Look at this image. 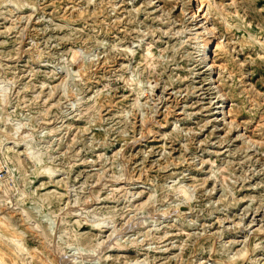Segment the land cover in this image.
<instances>
[{"label":"rangeland","instance_id":"obj_1","mask_svg":"<svg viewBox=\"0 0 264 264\" xmlns=\"http://www.w3.org/2000/svg\"><path fill=\"white\" fill-rule=\"evenodd\" d=\"M154 1L0 0V264H264V0H197L216 74Z\"/></svg>","mask_w":264,"mask_h":264},{"label":"bare ground","instance_id":"obj_2","mask_svg":"<svg viewBox=\"0 0 264 264\" xmlns=\"http://www.w3.org/2000/svg\"><path fill=\"white\" fill-rule=\"evenodd\" d=\"M187 3L188 5H190L189 7L192 16L195 18V20L198 23H200V26L202 28V35L204 42L201 49V56L205 61L208 60V64H209L208 71L212 72V74H216L218 66L216 65V61L211 57L210 53L212 46L220 44L221 38L218 34L215 25L208 21L209 18L208 13L206 12V10L202 8L201 4L197 0H187ZM218 82H219L218 80L214 79V83L217 84V88H219V91L222 92L220 89V85H218ZM221 96H222V101L219 108H227L228 98L223 92L221 93Z\"/></svg>","mask_w":264,"mask_h":264},{"label":"built area","instance_id":"obj_3","mask_svg":"<svg viewBox=\"0 0 264 264\" xmlns=\"http://www.w3.org/2000/svg\"><path fill=\"white\" fill-rule=\"evenodd\" d=\"M120 3L110 6L108 10V15L113 16L115 14H119L118 12V7L125 5H132V2H136V0H116ZM155 4V11H160V13L165 14V15H170L171 14V9L165 8V6L161 3H159V0L154 1ZM181 13V12H180ZM168 22L174 26H176L177 21L176 20H168ZM151 82V81H150ZM154 84L149 83L147 86H145L143 89L139 90L137 98L141 101V103L145 104L146 106L151 105L154 103L155 98L158 97V94L156 92L157 84L158 82L153 81ZM159 87V86H158ZM157 100V99H156ZM1 171V169H0Z\"/></svg>","mask_w":264,"mask_h":264}]
</instances>
